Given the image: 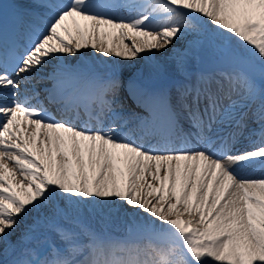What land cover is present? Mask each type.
Segmentation results:
<instances>
[{
	"label": "snow or ice",
	"instance_id": "1",
	"mask_svg": "<svg viewBox=\"0 0 264 264\" xmlns=\"http://www.w3.org/2000/svg\"><path fill=\"white\" fill-rule=\"evenodd\" d=\"M122 7L0 3V264H264V0H147L136 16L111 14ZM89 47L128 60L147 54L153 72L179 86L156 89L114 69H53L49 96L90 120L29 103L41 69ZM177 47L171 67L162 63ZM197 57L212 67L193 75ZM126 85L148 109L142 127L180 146L122 134ZM118 202L115 215H143L140 241L109 243L85 218L89 206Z\"/></svg>",
	"mask_w": 264,
	"mask_h": 264
},
{
	"label": "bare ground",
	"instance_id": "2",
	"mask_svg": "<svg viewBox=\"0 0 264 264\" xmlns=\"http://www.w3.org/2000/svg\"><path fill=\"white\" fill-rule=\"evenodd\" d=\"M142 1L147 2V0H142ZM61 34L63 35V33ZM109 39H111V37H109ZM177 48H178L177 51L172 50V52H170L169 55L161 57V62L171 67V61L173 60V56L175 55L176 52H179L181 50L179 47ZM157 55H159V53H157ZM64 61L65 62L67 61L70 65L73 63H76L80 65V67L87 66L88 68L107 70V72L110 70V68H118V67L126 70L128 74H139V73L143 74L144 72H147L148 74L156 76L155 78H153V80L158 77V75H156L152 70V65L153 63H155V61L150 60L147 54H142L141 57H137L133 60H128L123 57H116L114 54L110 56H105L97 52L96 50L92 49L91 47H89L87 49H81L80 52H78L76 56H60L57 58V60L54 63L50 65H46L45 67L51 68L52 70L56 68L55 65L57 64V62H64ZM200 64H202L200 62V59L198 57L195 58L193 63L190 65L189 71L192 72L193 75H199L200 71L198 70V66ZM160 77H162L161 79L159 78L160 79L159 81L161 82L159 83V85H157V87H161L164 90H168V89L179 86L176 80L171 79L168 76L160 75ZM165 81H170V83L167 84V82ZM121 95L126 96L125 91L122 92ZM249 127L254 128L256 126L250 125ZM259 164L260 162H255L253 167H257L259 166ZM260 169L261 167L257 169L256 171L261 172ZM121 203L122 202H118L119 205ZM115 212H116L115 208H110L109 211H103L101 210L99 205H97L96 211H93L92 207L89 206L87 210V215L85 218L88 220L90 224H92V229L100 233L104 238H106V240L109 243L125 244V243L116 242L114 239H111L113 238V236H115V234L117 235V233L119 232L117 230H112L114 226H111V224H108V222H104V221H109V220H111V222L113 220H119V217L125 214V212H123L121 213L122 215L121 214L115 215ZM123 223H126L122 225L123 227H121L122 230H125L123 232L132 234L134 232L139 231L137 224L133 225V223H130V224L127 222H123ZM132 242H138V241H132ZM126 243H131V242H126Z\"/></svg>",
	"mask_w": 264,
	"mask_h": 264
},
{
	"label": "rangeland",
	"instance_id": "3",
	"mask_svg": "<svg viewBox=\"0 0 264 264\" xmlns=\"http://www.w3.org/2000/svg\"><path fill=\"white\" fill-rule=\"evenodd\" d=\"M127 43H130V41H126ZM177 49L178 48H176V49H174V50H176L177 51ZM111 69H115V71H119V73H123L125 76L126 75H128V73L126 74V70H124V69H122V68H111ZM119 204L117 203V205H116V208H115V210L117 209V208H119ZM91 207V206H90ZM89 208V207H88ZM88 210V209H87ZM82 215H84V213H83V211H82ZM122 215V214H121ZM123 218V219H122ZM111 219V218H110ZM128 220H129V222H128ZM142 220H143V215H141L139 218L137 217V215L135 214V211L133 210V211H127V212H125V214L123 215V216H121V217H119V220H113L112 222H111V220H109V221H104V222H108V224H111V226H114V228L112 229V228H110V229H112V230H117L119 233H117V234H119L120 236H119V238H118V235H117V238H116V236H114L115 238V240H120V241H122V242H126V241H129V242H131V241H140L141 239H142V237H141V234L139 233V231L138 232H134V233H132V234H127V235H130V236H132V237H127V238H125V239H123V235L126 233V232H123V231H125V230H122V228L121 227H123L122 225H124V224H126V223H123V222H127V223H133V225H139V223L140 222H142ZM101 222H103V221H101ZM91 226H92V224H90ZM134 236H136V237H134ZM134 237V238H133Z\"/></svg>",
	"mask_w": 264,
	"mask_h": 264
}]
</instances>
